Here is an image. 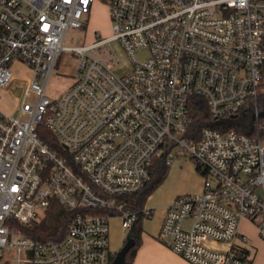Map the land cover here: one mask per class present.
<instances>
[{
  "label": "built area",
  "instance_id": "obj_1",
  "mask_svg": "<svg viewBox=\"0 0 264 264\" xmlns=\"http://www.w3.org/2000/svg\"><path fill=\"white\" fill-rule=\"evenodd\" d=\"M97 1L108 8L112 34L65 46L68 29H84ZM112 40L130 60L122 76L89 54ZM63 50L76 53L74 81L50 99L46 85ZM12 61L33 78L13 91L12 113L0 108L3 261L110 264V219L127 230L136 218L121 212L118 197L140 190L151 158L164 153L168 165L180 154L190 159L202 186L174 198L160 235L191 264H249L238 225L248 220L264 242V135L221 124L188 129L194 106L215 120H238L246 106L258 113L264 0H0V89L11 84ZM53 200L76 211L61 239L26 236L22 227Z\"/></svg>",
  "mask_w": 264,
  "mask_h": 264
},
{
  "label": "rangeland",
  "instance_id": "obj_2",
  "mask_svg": "<svg viewBox=\"0 0 264 264\" xmlns=\"http://www.w3.org/2000/svg\"><path fill=\"white\" fill-rule=\"evenodd\" d=\"M111 26L112 22L107 6L101 2L97 6L94 2L91 7L86 27L82 30L69 28L64 39V45L75 47L88 44L93 40L94 32L100 34L102 37L110 36L112 34ZM89 54L102 60L105 64L110 66L112 71L117 76L125 75L130 71L129 57L124 52L117 40H112L106 45H101L99 48L90 51ZM144 56L145 52H137L135 54V58L137 60H141L142 58H144ZM76 65V53L70 50H63L60 54L57 67L48 79L46 85V95L50 99H57L58 97H60L64 93V91L73 83L74 75L76 72ZM10 69L12 71V81L10 86L8 88L0 89V108L7 113H12L18 102L17 95L13 92L15 91V88L19 85V83H24L33 78L32 69L24 63L12 61L10 64ZM263 93L264 92H261L260 97ZM174 164L180 166H194L193 162L182 154L175 157ZM185 177L186 176L180 170H175L174 173L169 175L168 181L166 180L159 189L157 188L158 190H156L145 203L146 208H153L156 210V212L154 210V214L152 215V217L146 220L155 218V213H157L158 207L157 203L163 201L164 198L170 197L174 192H178L176 196L188 192L181 190L184 186L183 180ZM192 179L193 178L189 175L187 181L192 182ZM144 221L145 219L143 220V222ZM144 224L146 227L149 226V223L144 222ZM109 228L110 236L112 231H115L118 234V237L122 234L125 239L127 230H124L120 226L118 217L114 216L110 219ZM119 247L120 244L118 246H115V249L112 250L116 252ZM0 264L2 263L0 262Z\"/></svg>",
  "mask_w": 264,
  "mask_h": 264
},
{
  "label": "trees",
  "instance_id": "obj_3",
  "mask_svg": "<svg viewBox=\"0 0 264 264\" xmlns=\"http://www.w3.org/2000/svg\"><path fill=\"white\" fill-rule=\"evenodd\" d=\"M261 92H264V69H263V78L261 82V86L259 89V95L256 99V102L260 104L259 97ZM247 107V106H246ZM246 107L239 113L238 120L228 119V120H215L210 117L206 109L201 106H194V121L190 125L189 130L198 131L200 127L204 125L209 126H219L221 124L222 128H234L235 130L243 133H248L243 130L241 124L248 122L249 116L246 111ZM187 134V133H186ZM249 134L263 136L264 135V116L257 117L253 122V129L249 132ZM42 137L49 144L52 149L57 151H62L58 143V139L52 133L43 130ZM166 154H159L153 156L151 158L149 173V180L144 184V186L138 190L137 192L129 195L119 196L118 202L122 204L121 212H135L136 218L132 221L130 226L128 227L125 235L126 241L127 238H131L134 240V244L128 249L125 254V262L126 264H131L133 258L135 256V252L140 245L141 242V233L143 231V220L145 218H149L152 215V212L145 216L142 213V209L145 207L146 200L153 193V191L163 183L165 180L167 173L169 171V165L166 164ZM87 211L91 212H102V208H87ZM75 210H68L63 208L58 204L56 200H53L50 205L46 208L44 214L38 218L30 221L28 225L23 226L22 229L26 236L38 240V241H46V240H59L61 239L66 225L70 219V217L75 213ZM108 211L109 214H119L120 212ZM116 252L113 254L110 259V264L115 257ZM0 262L2 264H11L10 261L4 260L2 261L0 258Z\"/></svg>",
  "mask_w": 264,
  "mask_h": 264
},
{
  "label": "crops",
  "instance_id": "obj_4",
  "mask_svg": "<svg viewBox=\"0 0 264 264\" xmlns=\"http://www.w3.org/2000/svg\"><path fill=\"white\" fill-rule=\"evenodd\" d=\"M95 4L98 6L100 2L97 1L95 2ZM174 163H175V160L169 165V171L163 183L166 180L168 181L169 175L174 173L175 170H180L186 176L183 180L184 186L182 187L181 190L185 192L186 191L188 192L189 191L191 192L199 191L202 186V179L199 176V173L196 171L195 167L193 165L180 166ZM189 175L193 178L192 182L187 181V178H189ZM161 185H159L157 188L159 189ZM157 188L153 191V193L156 190H158ZM153 193L150 196H152ZM177 193L174 192L172 193L170 197L164 198L163 201L157 203L158 207H157V213H155V218L151 220H146L148 218H145L144 222L149 223V226L146 227L143 222L141 242L135 252V256L131 264H191L187 260H185L181 255L175 253L170 248L169 239L161 236L159 233L160 225H161V221L164 216V213L166 209L168 208V206L172 203V201L176 197ZM150 196L148 197V199L150 198ZM149 209L152 210V215H153L155 209L153 208H149ZM152 215L149 218H151ZM186 222L188 224V221ZM119 224H120V219H119ZM238 229H239V232L245 235L247 238L246 249L248 250V259H249L248 263L249 264H264V242L259 238L255 226L248 220L241 219L239 221ZM117 235L118 234L115 231H112L110 239H109L111 249H115V246H118L119 244H120V247L123 245V241H124L123 235L121 234L119 237ZM1 260L3 261V259Z\"/></svg>",
  "mask_w": 264,
  "mask_h": 264
},
{
  "label": "water",
  "instance_id": "obj_5",
  "mask_svg": "<svg viewBox=\"0 0 264 264\" xmlns=\"http://www.w3.org/2000/svg\"><path fill=\"white\" fill-rule=\"evenodd\" d=\"M248 116L249 120L248 122L241 124V127L245 132H250L253 129V122L257 117L264 116V93L260 97V109L257 114L249 108L248 109ZM134 244V240L131 238H127L124 244L116 251V255L113 258L111 264H126L125 262V254L128 251V249Z\"/></svg>",
  "mask_w": 264,
  "mask_h": 264
}]
</instances>
